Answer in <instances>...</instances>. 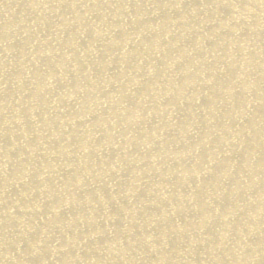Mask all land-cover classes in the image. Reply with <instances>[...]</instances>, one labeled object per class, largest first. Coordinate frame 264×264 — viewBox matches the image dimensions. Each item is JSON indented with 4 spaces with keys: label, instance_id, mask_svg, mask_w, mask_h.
<instances>
[{
    "label": "bare ground",
    "instance_id": "6f19581e",
    "mask_svg": "<svg viewBox=\"0 0 264 264\" xmlns=\"http://www.w3.org/2000/svg\"><path fill=\"white\" fill-rule=\"evenodd\" d=\"M0 264H264V0H0Z\"/></svg>",
    "mask_w": 264,
    "mask_h": 264
}]
</instances>
